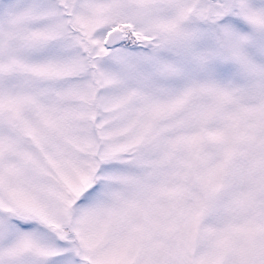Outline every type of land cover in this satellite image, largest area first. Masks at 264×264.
<instances>
[{"label": "rangeland", "instance_id": "rangeland-1", "mask_svg": "<svg viewBox=\"0 0 264 264\" xmlns=\"http://www.w3.org/2000/svg\"><path fill=\"white\" fill-rule=\"evenodd\" d=\"M0 264H264V0H0Z\"/></svg>", "mask_w": 264, "mask_h": 264}, {"label": "flooded vegetation", "instance_id": "flooded-vegetation-1", "mask_svg": "<svg viewBox=\"0 0 264 264\" xmlns=\"http://www.w3.org/2000/svg\"><path fill=\"white\" fill-rule=\"evenodd\" d=\"M231 3H232V7L237 5L236 0H233V1L231 0ZM114 28L122 30L121 33H123L122 39L117 43L116 46L120 45L124 40H125L124 46L125 45H133V44H142V40H148V39H145V37H142V39H140L139 36H137V35L134 38V36H130V33H129V35L126 36V34H128V31H126V30H128V29L126 27L124 28L122 23L114 24L110 29H114ZM150 35L152 36L153 34H150ZM129 37H130V41H129Z\"/></svg>", "mask_w": 264, "mask_h": 264}, {"label": "water", "instance_id": "water-1", "mask_svg": "<svg viewBox=\"0 0 264 264\" xmlns=\"http://www.w3.org/2000/svg\"><path fill=\"white\" fill-rule=\"evenodd\" d=\"M119 33V30H111L106 39V45L109 47H113L115 43L120 39L119 36L117 35Z\"/></svg>", "mask_w": 264, "mask_h": 264}]
</instances>
